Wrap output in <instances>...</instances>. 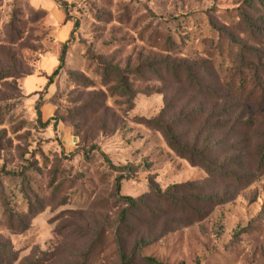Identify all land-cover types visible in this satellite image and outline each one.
I'll list each match as a JSON object with an SVG mask.
<instances>
[{"label": "rangeland", "instance_id": "obj_1", "mask_svg": "<svg viewBox=\"0 0 264 264\" xmlns=\"http://www.w3.org/2000/svg\"><path fill=\"white\" fill-rule=\"evenodd\" d=\"M62 1L0 0V264H122V249L140 262L264 264V105L243 102L248 69L264 80V0ZM210 20L227 25L237 54L250 55L240 65L245 94L229 91L208 50L192 43L211 44ZM172 35L181 42L167 51ZM65 43L64 67L41 99L45 79L24 76L51 74ZM176 62L209 90L191 87L183 69L173 75L168 63ZM37 105L42 122L58 123L44 127ZM159 116L221 175L172 151L148 124ZM119 176L121 194L140 199L123 231ZM151 184L191 187L168 207ZM201 194L223 203L197 205Z\"/></svg>", "mask_w": 264, "mask_h": 264}, {"label": "trees", "instance_id": "obj_2", "mask_svg": "<svg viewBox=\"0 0 264 264\" xmlns=\"http://www.w3.org/2000/svg\"><path fill=\"white\" fill-rule=\"evenodd\" d=\"M56 3L60 4L61 7H64L66 3H64L62 0H54ZM66 10V9H65ZM43 13L45 11L41 10ZM66 12L67 20H69V14ZM194 16H197L198 19H202L203 16H201V13L198 14H192ZM241 19L246 26V28H249L253 32L256 30V24L255 21L251 18V16L244 10L241 11ZM209 25L213 27V33L212 39L210 40L211 44L209 45L208 42H200L199 38L197 36H194L192 38V43L194 46L198 47L197 50H200V48H204L208 50V52H204V56H207L208 61L210 63H213L214 67L216 69L213 70L216 72V70L219 72L217 75H219L222 79V81L225 82L227 88L229 91H238L241 94H245V88L244 85L247 82V75L243 72L245 66H240L245 64L249 59V54H245L243 50H240L237 54L235 52V45L233 43L234 36L233 33L228 31L225 26L217 25L216 23L212 22L211 20L208 22ZM78 22L75 23L72 31V36L75 35L76 29L78 28ZM199 30V27H198ZM216 36V38H215ZM181 40L179 38H174V36H169L163 43V47H166L167 51H172L173 46L176 44H179ZM68 49V43H65L62 47L61 53L58 57V66L53 70V72L50 75H47V83L44 86L43 90L37 92L40 94V98L43 99L44 93H46L49 89V87L55 83L56 77L60 73L61 69L64 67L65 59H66V53ZM237 54V55H235ZM252 64V63H249ZM248 64V65H249ZM253 65V64H252ZM168 66L172 69L173 75L179 78V73L182 71V69L185 71L186 75V81L189 83L191 87L196 89L197 91H208L209 88L207 86H203L200 79L196 76V70H190L189 68L184 67V63L182 62H176V63H168ZM38 70V68L36 69ZM34 72V71H33ZM33 72H29L24 77H28L33 75ZM248 72L252 73L253 76H251L252 79V87L249 89V92L247 94V99L243 102H246L248 105H253L257 107H262L264 105V80L262 77V72H260L258 67H251L248 69ZM126 83L122 84V87L125 86ZM256 99V100H254ZM260 99V100H258ZM37 115L40 123L44 127H49L55 119V121L58 123L57 118H52L47 120L46 122L41 121L42 112L37 105ZM56 123V125H57ZM148 124L152 125L153 127L157 128L162 135L165 137L169 147L172 151H174L176 154H178L181 158L187 159L192 165L202 166L205 171L210 175V177L215 178L219 174L220 168L217 166L211 158L208 156L206 152H203L200 149L193 148L189 146L188 144H185L178 134L174 132L172 129V125L165 122L162 118V116H159L155 119H149ZM260 160L258 164V170L264 173V147L261 148L260 152ZM230 178L232 181L240 182L241 178L243 176H240V174H237L235 172H231ZM122 180L123 177L119 176L117 177L115 181L114 186V193L116 198L119 201H123L124 204H126V207L122 210L119 216V227H121V230L123 231L125 227H127V220L129 215L131 214L132 210L137 208L139 205V198H134L132 196H125L121 194L122 189ZM190 188L191 184L186 185H174L172 187H169L166 190H161L153 186L151 184V191L152 194L155 196V198L161 202L164 206L172 207V205L176 204V198L175 193L179 191V189H182L184 187ZM172 189H176L177 191L172 192ZM195 203L197 205H218L223 203V198L218 197L217 195L209 194V195H199L195 196ZM140 244V243H138ZM121 251V258H122V264H165L159 260H156L153 257H144L141 258V261L137 259L134 255L129 256L123 249Z\"/></svg>", "mask_w": 264, "mask_h": 264}, {"label": "crops", "instance_id": "obj_3", "mask_svg": "<svg viewBox=\"0 0 264 264\" xmlns=\"http://www.w3.org/2000/svg\"><path fill=\"white\" fill-rule=\"evenodd\" d=\"M37 71H38V74L31 75V76H37V77H42V78H44V79H45V83L40 87V88H44V86H45L46 83H47V75H50V74L48 73L47 75H43L42 72H40L41 70L38 69ZM39 73H40V75H39ZM28 77H30V76H28ZM53 86H54V84H52V85L49 87L48 92L53 88ZM39 90H40V89H39Z\"/></svg>", "mask_w": 264, "mask_h": 264}]
</instances>
